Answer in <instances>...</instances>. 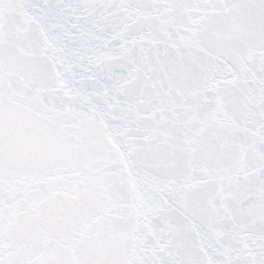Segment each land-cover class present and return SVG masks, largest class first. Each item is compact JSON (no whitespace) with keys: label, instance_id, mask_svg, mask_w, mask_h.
Wrapping results in <instances>:
<instances>
[{"label":"snow or ice","instance_id":"obj_1","mask_svg":"<svg viewBox=\"0 0 264 264\" xmlns=\"http://www.w3.org/2000/svg\"><path fill=\"white\" fill-rule=\"evenodd\" d=\"M0 264H264V0H0Z\"/></svg>","mask_w":264,"mask_h":264}]
</instances>
